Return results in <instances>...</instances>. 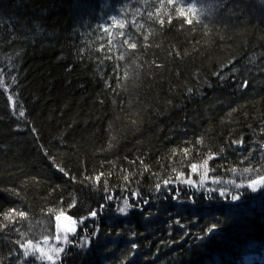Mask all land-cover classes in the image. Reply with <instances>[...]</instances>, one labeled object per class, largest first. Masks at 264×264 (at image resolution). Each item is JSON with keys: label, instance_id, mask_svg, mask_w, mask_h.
I'll list each match as a JSON object with an SVG mask.
<instances>
[{"label": "trees", "instance_id": "trees-1", "mask_svg": "<svg viewBox=\"0 0 264 264\" xmlns=\"http://www.w3.org/2000/svg\"><path fill=\"white\" fill-rule=\"evenodd\" d=\"M0 264H264V0H0Z\"/></svg>", "mask_w": 264, "mask_h": 264}, {"label": "snow or ice", "instance_id": "snow-or-ice-1", "mask_svg": "<svg viewBox=\"0 0 264 264\" xmlns=\"http://www.w3.org/2000/svg\"><path fill=\"white\" fill-rule=\"evenodd\" d=\"M170 2H171V0H170ZM179 2H180V3H186V2H190V0H179ZM190 10H191V9H190ZM188 23H191V20H189ZM131 47H135V45L133 44V45H131ZM9 99L11 100V97H9ZM19 116H21V117L24 116V112H23L22 110L19 112ZM193 170H195V166H193ZM61 171H63V169H61ZM99 179H100L99 176L96 177V180H97V181H99ZM166 183H167V182H166ZM253 183H257V182L254 181ZM157 187L159 188V185H158ZM233 199H237V197H233ZM145 203H147V201H145ZM131 207H132V205L128 202L127 199H125L124 202H123V207H121V208L119 209V211L122 212V213H125V214H126L127 211H128ZM20 215L23 216L24 213H20ZM91 215H92V216H95L96 213H95V212H92ZM214 228H215V225H213L212 228H210V229L208 230L209 233H211V232L214 230ZM60 251H62V249H56V252H57V253H59ZM28 254H29V253H28L27 251L24 253L25 256H27ZM48 259L51 260L52 257L49 256Z\"/></svg>", "mask_w": 264, "mask_h": 264}, {"label": "rangeland", "instance_id": "rangeland-1", "mask_svg": "<svg viewBox=\"0 0 264 264\" xmlns=\"http://www.w3.org/2000/svg\"><path fill=\"white\" fill-rule=\"evenodd\" d=\"M58 227H59V235H60V237L57 238V244H59L62 247L64 243H62L61 236L64 234V229L67 230L69 226L66 224L65 221H63L62 224H60V223L58 224ZM244 260L249 261V258H246Z\"/></svg>", "mask_w": 264, "mask_h": 264}, {"label": "water", "instance_id": "water-1", "mask_svg": "<svg viewBox=\"0 0 264 264\" xmlns=\"http://www.w3.org/2000/svg\"><path fill=\"white\" fill-rule=\"evenodd\" d=\"M57 221H58V218L55 219V222H56V223H57ZM71 221H72V220H71Z\"/></svg>", "mask_w": 264, "mask_h": 264}]
</instances>
